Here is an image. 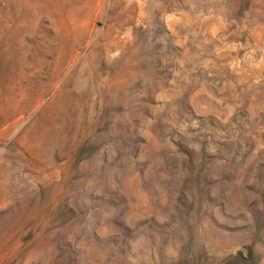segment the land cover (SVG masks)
I'll return each mask as SVG.
<instances>
[{
    "label": "rangeland",
    "instance_id": "374dc122",
    "mask_svg": "<svg viewBox=\"0 0 264 264\" xmlns=\"http://www.w3.org/2000/svg\"><path fill=\"white\" fill-rule=\"evenodd\" d=\"M0 264H264V0H0Z\"/></svg>",
    "mask_w": 264,
    "mask_h": 264
}]
</instances>
